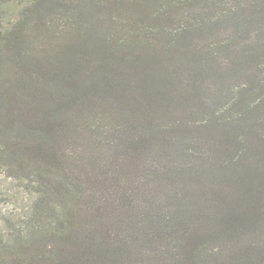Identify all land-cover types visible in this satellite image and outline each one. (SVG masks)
Wrapping results in <instances>:
<instances>
[{
	"label": "trees",
	"instance_id": "1",
	"mask_svg": "<svg viewBox=\"0 0 264 264\" xmlns=\"http://www.w3.org/2000/svg\"><path fill=\"white\" fill-rule=\"evenodd\" d=\"M0 170V264H264V0H0Z\"/></svg>",
	"mask_w": 264,
	"mask_h": 264
},
{
	"label": "rangeland",
	"instance_id": "2",
	"mask_svg": "<svg viewBox=\"0 0 264 264\" xmlns=\"http://www.w3.org/2000/svg\"><path fill=\"white\" fill-rule=\"evenodd\" d=\"M16 12V4H13L7 20L15 18ZM29 189L25 182L13 179L0 170V233H9L8 227H13L28 212L31 202Z\"/></svg>",
	"mask_w": 264,
	"mask_h": 264
}]
</instances>
